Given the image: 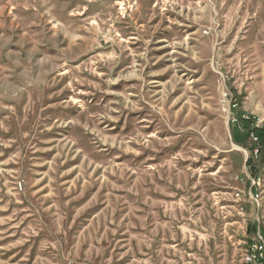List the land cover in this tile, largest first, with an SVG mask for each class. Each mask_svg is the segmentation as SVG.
I'll use <instances>...</instances> for the list:
<instances>
[{
    "label": "rangeland",
    "instance_id": "rangeland-1",
    "mask_svg": "<svg viewBox=\"0 0 264 264\" xmlns=\"http://www.w3.org/2000/svg\"><path fill=\"white\" fill-rule=\"evenodd\" d=\"M243 115L264 132V0H0V264H243Z\"/></svg>",
    "mask_w": 264,
    "mask_h": 264
},
{
    "label": "built area",
    "instance_id": "built-area-1",
    "mask_svg": "<svg viewBox=\"0 0 264 264\" xmlns=\"http://www.w3.org/2000/svg\"><path fill=\"white\" fill-rule=\"evenodd\" d=\"M228 95L229 93L226 89L221 92L223 105L225 103L223 100ZM228 104L229 103H227V105ZM242 118L246 121H250V117L247 115H243ZM231 122H236V119L232 118ZM250 136L254 141H256L257 138L253 136V133H251ZM248 180H250L252 184L251 187L253 188V185H258L260 183V178L258 176L251 177ZM236 194L239 195L238 193ZM255 196H257V194ZM241 259L243 264H264V235H256L250 239L245 251L242 252Z\"/></svg>",
    "mask_w": 264,
    "mask_h": 264
},
{
    "label": "trees",
    "instance_id": "trees-1",
    "mask_svg": "<svg viewBox=\"0 0 264 264\" xmlns=\"http://www.w3.org/2000/svg\"><path fill=\"white\" fill-rule=\"evenodd\" d=\"M243 121H245L246 122V126H244V127H247V129H246V136H247V138H251V133H253V136H255L257 139H256V141H254L253 139V144L254 145H258L259 144V142L260 141H263L264 140V132H263V128H261V127H255V126H253V125H250L251 126V128H249V122L250 121H246V120H243ZM257 152H259V148H257Z\"/></svg>",
    "mask_w": 264,
    "mask_h": 264
}]
</instances>
